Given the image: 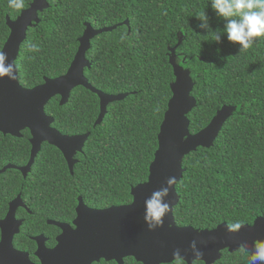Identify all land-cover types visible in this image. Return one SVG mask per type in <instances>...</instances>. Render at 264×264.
Here are the masks:
<instances>
[{"label": "trees", "instance_id": "obj_1", "mask_svg": "<svg viewBox=\"0 0 264 264\" xmlns=\"http://www.w3.org/2000/svg\"><path fill=\"white\" fill-rule=\"evenodd\" d=\"M209 2L48 0L38 23L27 30L15 61L20 86L32 89L44 79L64 75L88 24L94 30L116 29L90 41L85 56L90 69L84 77L103 94L127 97L110 104L97 127L96 95L76 88L62 107L58 97L52 98L44 107L53 119L52 128L67 136L89 135L74 157L72 174L60 152L43 144L26 180L10 171L2 174L0 189H10L3 194L8 198L21 191L26 194L25 189L34 185L39 204L35 211L52 217H61L62 212L73 216L79 197L94 209L130 204V190L147 181L157 149L174 81L169 49L175 48L176 62L190 73V95L196 102L187 115L188 132L204 129L222 107L235 108L210 148H197L183 158L185 171L175 186L176 225L210 231L230 220L251 225L264 218V38H257L259 42L246 52H239V45L226 35L215 42L213 34L198 27L196 17L204 11L213 32L223 29L224 21ZM25 3L24 10L31 0ZM20 12L0 0V49L9 35L6 18L14 21ZM124 21L129 28L120 26ZM122 33L128 37L124 41ZM30 42L38 43L40 51L28 52ZM28 139L27 131L17 139L0 134V170L8 164H27ZM233 258L223 254L216 264H246L240 252Z\"/></svg>", "mask_w": 264, "mask_h": 264}, {"label": "water", "instance_id": "obj_2", "mask_svg": "<svg viewBox=\"0 0 264 264\" xmlns=\"http://www.w3.org/2000/svg\"><path fill=\"white\" fill-rule=\"evenodd\" d=\"M47 1L31 0L29 7L21 11L14 21L6 18L9 35L2 49L8 53V62L16 61L20 47L26 39L27 30L38 23V13L48 8ZM120 26L129 28V22L124 21ZM115 29L116 27L94 30L86 24L78 40V49L72 63L66 73L58 78L44 79L41 85L32 89H24L20 86L18 71L16 80L10 81L6 77L0 79V134L20 138L21 132L28 131L30 136L29 161L25 167L17 169L8 165L1 173L17 169L26 176L41 150V145L46 143L60 152L69 173L72 174L76 164L74 157L82 152L89 135L60 134L51 127L53 119L44 113V107L54 97L59 98V106L62 107L67 104L70 93L74 89L83 88L96 95L99 100V115L94 124V127H97L101 125L107 113V107L127 97V95L103 94L93 89L84 77V71L90 69V63L85 57L90 49V41ZM168 63L174 77V81L170 84L171 98L159 127L157 149L148 168L147 181L130 190L132 201L127 206L110 207L104 210L89 209L79 197L74 222L77 233L90 236L87 240L96 247L95 250L100 251L102 247L105 258L127 246L120 252L130 254L143 264H152V261L160 264L162 261H170L173 252L177 249L190 264L193 254L189 244L193 240H197V248L203 253L201 258L205 264H212L218 253L224 249H228L231 253L235 252L239 249L238 245L241 241L248 243L247 251L250 252L253 241L264 239V219L262 218L255 219L252 225L242 226L234 233L229 232L225 224L211 231H199L191 227L178 228L174 224L173 209L178 203L175 186L185 171L181 166L183 158L197 148H210L235 108L222 107L204 129L196 134H190L187 115L196 106L195 100L190 95L193 89L190 73L176 62L175 48L169 49ZM169 177H175L177 180V183L169 190L168 199L172 205V211L166 216L162 227L148 231L143 220L144 200L152 191L165 186ZM4 238L5 236L0 243V264H30L24 255L12 251L11 239ZM141 250H146L143 255L139 254ZM146 254L149 255L145 256ZM96 256L103 257L100 255L91 257ZM41 262L46 264V261L41 260Z\"/></svg>", "mask_w": 264, "mask_h": 264}, {"label": "flooded vegetation", "instance_id": "obj_3", "mask_svg": "<svg viewBox=\"0 0 264 264\" xmlns=\"http://www.w3.org/2000/svg\"><path fill=\"white\" fill-rule=\"evenodd\" d=\"M24 132L25 131L21 133ZM8 165L13 166L11 164ZM22 167L25 166H16L17 169H21ZM4 168L0 170V177L2 174L10 171V175H14L15 177V174H17L20 176L21 180L24 181L30 173L24 176L17 169L7 170L5 173H1ZM15 185L16 184L13 185V188ZM35 189L34 185L33 188L27 187L25 189L27 190L26 194L21 191V193L19 192L13 196L11 193L12 196L10 198H8L6 194H3L5 190L10 192V189H0V243L3 241V236H5L4 239H11L12 251L24 255L30 264H42L41 260L46 261V264H143L130 254H123L120 252L125 250L127 246L122 247L119 251H114L111 256L106 257L109 259H106L105 252L101 250L102 247L100 251L95 250L96 247L87 240L90 236H83V234L77 233L78 230L74 225L76 220L75 209L73 216L69 215L66 217V213L64 212L60 213L61 217L40 216V214L35 211L36 206L39 205L37 202L38 199L36 200L37 194L35 193ZM13 191L16 192L15 189H13ZM87 208L94 209L90 207ZM7 216H9V218H7ZM174 224L179 228L175 220ZM84 243H86V245H83ZM144 246L145 245H143V247ZM145 251L146 250H141L139 254L143 255ZM116 253L118 254L115 255ZM92 255H100L103 257H91ZM148 255L149 254H146L145 256ZM230 257L233 261V255ZM39 258H41V260ZM227 261H229V259ZM151 263L160 264L157 262L155 263V261Z\"/></svg>", "mask_w": 264, "mask_h": 264}, {"label": "clouds", "instance_id": "obj_4", "mask_svg": "<svg viewBox=\"0 0 264 264\" xmlns=\"http://www.w3.org/2000/svg\"><path fill=\"white\" fill-rule=\"evenodd\" d=\"M208 4H210L217 17L224 21L223 29H217L213 32L204 11L196 17L200 20L198 27L204 29L208 34H213L215 42L219 43L221 36L226 35L229 42L239 45V52H246L259 42L257 38H264V0H210ZM7 6L19 12L26 8V3L25 0H7ZM127 38L126 33H122L120 36L121 41ZM26 50L31 53H37L40 51V45L36 42H30L26 44ZM5 77L10 81L16 80L17 65L14 61L8 62V53L0 49V79ZM176 183L175 177H169L165 182V186L152 191L150 196L144 200L143 220L148 231H154L164 225L166 216L172 211V205L168 199L169 190ZM129 203H131V200ZM242 226L250 225H243V221L239 219L230 220L227 223V229L231 233L239 231ZM179 228L183 227L179 226ZM189 248L193 254L190 264H205L201 258L203 253L197 248V240L191 241ZM238 248L233 253L229 252L228 249L220 251L212 264L219 262L223 254L232 256L237 252L246 256V264H264V239L253 241L250 252L247 251L249 245L246 241H241ZM161 264H189V262L180 254V250L177 249L173 252L170 261H162Z\"/></svg>", "mask_w": 264, "mask_h": 264}]
</instances>
